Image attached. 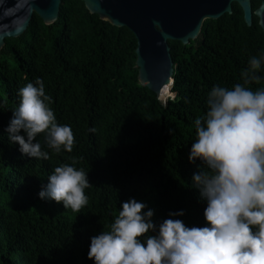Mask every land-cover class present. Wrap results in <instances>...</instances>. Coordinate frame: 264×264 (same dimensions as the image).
Returning <instances> with one entry per match:
<instances>
[{
  "label": "trees",
  "instance_id": "16d2710c",
  "mask_svg": "<svg viewBox=\"0 0 264 264\" xmlns=\"http://www.w3.org/2000/svg\"><path fill=\"white\" fill-rule=\"evenodd\" d=\"M252 9L259 0H251ZM173 87L159 101L138 83L136 40L90 15L79 0H61L57 21L36 15L26 32L5 40L0 52V264H93L90 238L107 231L129 199L155 210L159 223L183 211L186 226H203L205 203L192 187L200 162H189L196 119L206 114L215 85L231 88L252 56L264 55V34L248 27L238 5L232 14L204 22L196 41L169 42ZM264 77V65L259 73ZM39 78L59 124L69 125L71 153L56 154L38 135L49 159L29 158L10 144L5 129L18 91ZM252 90L264 87L249 85ZM169 89V88H168ZM94 128L95 132L90 129ZM88 173V204L80 212L39 192L55 167Z\"/></svg>",
  "mask_w": 264,
  "mask_h": 264
},
{
  "label": "clouds",
  "instance_id": "9594fccd",
  "mask_svg": "<svg viewBox=\"0 0 264 264\" xmlns=\"http://www.w3.org/2000/svg\"><path fill=\"white\" fill-rule=\"evenodd\" d=\"M262 65L264 55L252 56L242 82L213 86L206 114L194 122L189 162H200L192 187L206 205L203 226H186L176 218L183 211L157 223L154 209L129 199L109 230L90 238L87 257L93 264H264V87H249L264 79ZM18 96L5 129L9 143L29 158L48 160L37 140L43 134L48 149L71 153L73 131L58 123L44 82L27 83ZM75 163L54 168L38 194L41 200L77 213L88 204L85 190L92 184Z\"/></svg>",
  "mask_w": 264,
  "mask_h": 264
},
{
  "label": "water",
  "instance_id": "95a60500",
  "mask_svg": "<svg viewBox=\"0 0 264 264\" xmlns=\"http://www.w3.org/2000/svg\"><path fill=\"white\" fill-rule=\"evenodd\" d=\"M90 15L112 27L127 29L136 40L138 83L159 101L167 86H173V60L169 42L188 46L200 35L206 21L232 14V5L242 11L252 26L253 17L264 34V0L253 11L251 0H79ZM61 0H0V52L5 40L17 39L27 30L33 15L45 26L57 21Z\"/></svg>",
  "mask_w": 264,
  "mask_h": 264
},
{
  "label": "bare ground",
  "instance_id": "6f19581e",
  "mask_svg": "<svg viewBox=\"0 0 264 264\" xmlns=\"http://www.w3.org/2000/svg\"><path fill=\"white\" fill-rule=\"evenodd\" d=\"M172 87H173V86H167V87L165 88V93H164L163 96L161 97L162 99L164 98V95L168 94V93L171 91ZM168 88H169V89H168Z\"/></svg>",
  "mask_w": 264,
  "mask_h": 264
},
{
  "label": "rangeland",
  "instance_id": "374dc122",
  "mask_svg": "<svg viewBox=\"0 0 264 264\" xmlns=\"http://www.w3.org/2000/svg\"><path fill=\"white\" fill-rule=\"evenodd\" d=\"M163 100V99H162ZM167 99H164L162 102H166Z\"/></svg>",
  "mask_w": 264,
  "mask_h": 264
},
{
  "label": "flooded vegetation",
  "instance_id": "af4514ba",
  "mask_svg": "<svg viewBox=\"0 0 264 264\" xmlns=\"http://www.w3.org/2000/svg\"><path fill=\"white\" fill-rule=\"evenodd\" d=\"M254 11V10H253Z\"/></svg>",
  "mask_w": 264,
  "mask_h": 264
}]
</instances>
